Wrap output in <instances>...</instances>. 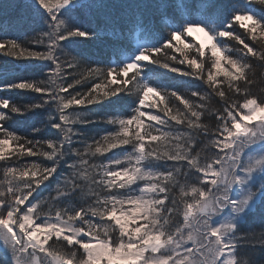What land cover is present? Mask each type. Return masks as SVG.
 I'll return each mask as SVG.
<instances>
[{"label": "snow or ice", "instance_id": "obj_1", "mask_svg": "<svg viewBox=\"0 0 264 264\" xmlns=\"http://www.w3.org/2000/svg\"><path fill=\"white\" fill-rule=\"evenodd\" d=\"M0 93V264H264V0H0Z\"/></svg>", "mask_w": 264, "mask_h": 264}, {"label": "trees", "instance_id": "obj_2", "mask_svg": "<svg viewBox=\"0 0 264 264\" xmlns=\"http://www.w3.org/2000/svg\"><path fill=\"white\" fill-rule=\"evenodd\" d=\"M235 2L239 3L240 0H235ZM11 15V14H10ZM245 23H250V21L247 22V20L245 21ZM241 31H243V29H241ZM193 36L196 38V40H198V38L193 34ZM199 41V40H198ZM200 42V41H199ZM187 43H191V41H187ZM231 46V45H230ZM89 48L95 50V51H103L104 50V45L100 42H96L95 44H91L88 45ZM179 56V54H177ZM165 83H169L171 84L175 89L177 90H198V81L194 80V79H188V78H177V74H171L170 77L165 78L164 80ZM0 95H3V93H0ZM30 97H18V100L20 102L23 103H27L30 101ZM45 117L43 115L40 116H32V115H22L19 118L18 124L20 126H27L30 123H37L39 120L44 119Z\"/></svg>", "mask_w": 264, "mask_h": 264}, {"label": "rangeland", "instance_id": "obj_3", "mask_svg": "<svg viewBox=\"0 0 264 264\" xmlns=\"http://www.w3.org/2000/svg\"><path fill=\"white\" fill-rule=\"evenodd\" d=\"M248 22V21H247ZM193 34L198 38V40L207 45L210 43V41L208 40V36L205 32H203L202 30H199V29H194L193 30Z\"/></svg>", "mask_w": 264, "mask_h": 264}]
</instances>
